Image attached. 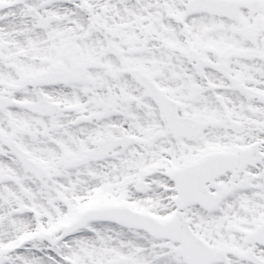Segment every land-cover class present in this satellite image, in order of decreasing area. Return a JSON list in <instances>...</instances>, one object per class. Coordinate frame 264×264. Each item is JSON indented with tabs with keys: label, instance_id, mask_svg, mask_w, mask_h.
<instances>
[{
	"label": "snow or ice",
	"instance_id": "obj_1",
	"mask_svg": "<svg viewBox=\"0 0 264 264\" xmlns=\"http://www.w3.org/2000/svg\"><path fill=\"white\" fill-rule=\"evenodd\" d=\"M0 264H264V0H0Z\"/></svg>",
	"mask_w": 264,
	"mask_h": 264
}]
</instances>
